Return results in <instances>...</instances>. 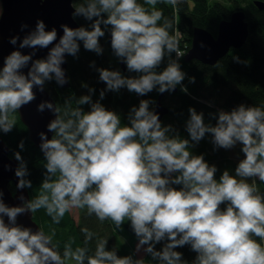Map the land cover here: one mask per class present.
I'll return each mask as SVG.
<instances>
[{"label":"clouds","instance_id":"9594fccd","mask_svg":"<svg viewBox=\"0 0 264 264\" xmlns=\"http://www.w3.org/2000/svg\"><path fill=\"white\" fill-rule=\"evenodd\" d=\"M178 2L83 0L73 15L92 21L90 30L62 25L58 42L56 29L46 31L44 22L37 21L19 48H47L56 43L44 59L33 60L35 52L22 54L19 50L4 59L0 69V131L8 133L14 128L13 114L36 98L34 88L43 91L45 83L52 80L61 86L67 82L61 65L66 55H78L80 42L85 50L102 54L99 40L109 26L113 53L129 72L141 75L132 78L119 71L97 69L100 81L106 84L100 100L106 91L122 88L140 96L154 89L159 93L173 91L185 79L178 63L184 52L174 21L155 6H176ZM19 39L13 37L10 43L16 45ZM173 52L175 60L170 58ZM166 55L170 58L167 67L157 72ZM26 67L27 74L22 71ZM190 79L194 83L195 78ZM181 90L187 92V88ZM88 91L74 100L75 107L72 98L62 107L50 102L38 106L41 112L47 109L55 114L47 125L52 138L40 133L46 171L36 196L22 206H7L0 192V264H145L142 258L120 257L116 250H107L104 238L97 240L89 254L96 234L86 227L81 229L83 246L73 248L75 240L69 239L61 252L53 243L54 232L46 235L42 229L33 232L16 224L18 215L41 209L54 224H60L74 209H86L88 216L95 215L102 223L110 220L119 230L130 221L138 239L136 251L143 248L159 264H187L182 253L175 251L185 245L197 253L193 264H264V193L256 179L248 182L258 178L264 183V107L241 104L230 112L221 110L215 126L204 122L202 112L189 108V140L182 139L171 125L162 126L158 113L150 110L152 101L141 100L138 108L132 107L130 126H121L117 113L107 110L99 100L93 102L95 89ZM83 105H90V110L85 111ZM206 134H211L217 148L242 145L245 158L239 161L235 175L225 170L217 180V167L210 166L203 155L191 153L194 144L190 141L199 143ZM19 148L24 149L23 141ZM15 159L19 162L17 187L31 188L20 152L15 153ZM162 241L167 242L157 251L155 245Z\"/></svg>","mask_w":264,"mask_h":264},{"label":"trees","instance_id":"16d2710c","mask_svg":"<svg viewBox=\"0 0 264 264\" xmlns=\"http://www.w3.org/2000/svg\"><path fill=\"white\" fill-rule=\"evenodd\" d=\"M255 0H179L176 6L166 3H158L155 7L161 10L163 15L174 21L177 28V33L180 34V46L185 50L191 45L192 29L194 26L205 27L213 35H216L220 20L228 19L233 10L241 9L245 13V20L248 24V35L245 42L238 48H230L229 51L213 65L203 64L198 60L185 61L184 55L178 59L181 70L186 74L181 85L177 86L176 91L164 92L162 103L167 107L168 112L164 115L162 126L171 125L176 133L182 139H189L190 136L186 131V122L190 118L189 108H195L197 113L204 114V122L215 126L216 118L219 111L230 112L232 109L243 104L247 106H262L264 107V9L258 8L254 4ZM264 2V0H261ZM83 0H72L75 8ZM143 4V0H138ZM211 3V4H210ZM145 7H150L145 5ZM78 23V27H85L90 30L92 21L86 20L83 16H74ZM106 18V17H105ZM104 28L103 25H101ZM175 27V24H174ZM105 36L101 37L99 42L109 40L110 26L104 29ZM109 50L113 59H119L113 53L111 43ZM173 53L171 54L172 57ZM170 57V58H171ZM239 58V62L235 59ZM169 56H165L161 65L156 69L157 72L163 71L168 63ZM67 60V86L59 85L55 80L47 81L45 89L49 92L56 104L63 106L65 100L72 98L74 100L82 95H88L89 88L95 89L92 93V100L99 102L110 111H114L121 117V126H130L128 115L132 107H139L141 100L156 101L160 94L157 90L140 96L135 92H129L127 88H122L118 92L106 91L103 100H100V91L106 89V84L99 79L97 69L109 68L108 62L105 61L104 54H97L93 51L85 50L83 43L80 42V51L76 57L71 55L66 56ZM95 63L93 67L92 64ZM122 74V71L119 70ZM126 77H138L140 73L129 72L125 64V72L122 74ZM195 78L194 83L190 78ZM87 85V87H83ZM182 87L187 88V92L182 91ZM85 111L90 110V105L82 106ZM152 103L150 104V110ZM153 108V107H152ZM16 118V125L8 132L2 134L3 140L10 149V156L15 158V153L20 152L22 158L26 162L29 175L26 177L31 180L32 187L27 188L30 199L34 198L39 191L40 184L44 178L46 163L43 152L37 148L28 137V129L21 122L18 113L13 114ZM211 134H206L199 143H193L194 146L189 150L193 155H203L205 161L211 166L215 165L218 169L215 178L219 180L223 171L227 170L231 175H235V168L240 160L245 158L241 151L242 145L239 144L236 148L239 149L238 155L234 149L217 148L212 139ZM23 141L24 149L19 148L20 142ZM235 148V149H236ZM19 165V162H18ZM256 183L261 193H264V183L258 178ZM179 189L181 186H173ZM9 188L14 192L15 186L10 183ZM226 205H221L224 209ZM33 219L39 227L50 235L53 232V243L58 246L62 252L63 245L69 239H74L73 248L83 246L84 235L81 232L82 228H88L96 235L90 242L89 247L92 254L95 250V245L98 239L104 238L108 240L107 250H116L120 257L128 256L130 253L125 249L120 242L117 230L114 223L106 220L100 222L95 215L88 216L86 209L80 210V217L75 221L70 213H66L60 224H54L43 209L33 213ZM129 222V223H128ZM122 228L135 236L130 221L125 222ZM136 237V236H135ZM259 240V238H256ZM162 241L155 245L157 251L162 250L164 243ZM175 251L182 253V259L187 264H193L197 253L191 250L190 245L178 247ZM145 264H159L158 261L152 259L150 254H146L142 258ZM74 264V262L72 263Z\"/></svg>","mask_w":264,"mask_h":264},{"label":"water","instance_id":"95a60500","mask_svg":"<svg viewBox=\"0 0 264 264\" xmlns=\"http://www.w3.org/2000/svg\"><path fill=\"white\" fill-rule=\"evenodd\" d=\"M0 69L4 65V59L13 51L19 50L22 54H30L35 52L32 59H44L47 57L51 47L54 46L59 38L63 35L62 25H67L70 28H78V23L74 18L75 8L72 0H0ZM254 4L264 9V2L255 0ZM37 21H43L46 31H51L53 28L57 31V41L47 48H19L20 41L34 31ZM26 25L27 27H23ZM248 35V24L245 20V13L241 9L233 10L228 19H222L218 25V33L216 36L211 34L206 29L196 28L192 34L191 47L185 53V61L192 59L198 60L203 64L213 65L218 59L223 57L230 48L240 47L246 40ZM13 37H19L16 45L10 43ZM67 56V55H66ZM61 65L65 70L66 80L67 63ZM124 64L123 61L120 62ZM31 65L29 64V67ZM27 74L28 67L22 69ZM67 86V82L62 85ZM36 98L22 106L18 110V115L21 122L28 129V137L33 144L40 149L42 143L40 133L43 132L49 139L53 133L48 131L47 125L55 119V114L45 109L43 112L38 110V106L43 102H50L56 105L49 92L45 89L40 91L39 88H34ZM164 93H160L152 108L158 113L160 121L167 114L168 109L162 103ZM41 150V149H40ZM10 149L3 140L0 134V192L3 193V202L9 206H22L25 201L30 200V195L27 188L19 189L17 187L18 177L15 175V170L18 167V161L11 157ZM13 182L15 191L13 192L8 183ZM24 197L22 201L20 196ZM5 223H8V218L4 217ZM16 224L22 227L30 228L33 232L41 229L33 219V214L28 211L17 216Z\"/></svg>","mask_w":264,"mask_h":264},{"label":"rangeland","instance_id":"374dc122","mask_svg":"<svg viewBox=\"0 0 264 264\" xmlns=\"http://www.w3.org/2000/svg\"><path fill=\"white\" fill-rule=\"evenodd\" d=\"M0 13H1V3H0ZM238 145H239V143L232 149H235ZM70 214L75 219H77L78 209H74L72 212H70ZM122 229L123 230H119V229L117 230V235H118L120 242L123 244V246L128 251V253H130V255L133 257V259L145 258L147 253H145L143 251V248H141V250L139 252L136 251V245L138 243L137 237H135L133 234L128 232L126 229H124V228H122ZM144 247H146V246H144ZM72 263L73 262H71V261L68 262V264H72Z\"/></svg>","mask_w":264,"mask_h":264},{"label":"bare ground","instance_id":"6f19581e","mask_svg":"<svg viewBox=\"0 0 264 264\" xmlns=\"http://www.w3.org/2000/svg\"><path fill=\"white\" fill-rule=\"evenodd\" d=\"M211 4V3H210ZM175 24V27H174V29H176L177 28V25H176V23H174ZM196 28H201V29H205V27H202V26H194L193 27V29H192V34H193V31H194V29H196ZM207 30V29H206ZM176 31V30H175ZM208 31V30H207ZM210 32V31H209ZM211 33V32H210ZM217 33H218V28H217V32H216V35H217ZM212 34V33H211ZM216 35H214V36H216ZM191 41H192V37H191ZM109 43H111V34H109V40H106L105 42H103L102 43V48H103V54H104V56H105V61H107L108 62V67L109 68H115L116 69V71H119V70H121L122 71V69H124L125 68V63L124 64H121L120 62H121V60L120 59H113L112 58V54H111V52H110V50H109ZM190 47H191V45H190ZM189 47V48H190ZM180 48H181V50L184 52V55H185V53L189 50V49H183L181 46H180ZM171 59H173V60H175V59H177V57H176V53L175 52H173V55H172V57H171ZM193 60V59H192ZM66 63H67V60H66ZM68 80V79H67ZM54 100V99H53ZM54 102H55V100H54ZM55 104H56V102H55ZM57 105V104H56ZM212 139V138H211ZM210 138L208 139L209 141L211 140ZM234 151H235V153L238 155V153L240 152L239 151V149H234ZM10 183H12L13 185H14V183L13 182H9L8 183V187H9V184ZM79 217H80V210H78V217H77V219H75L74 217V220H76V221H78L79 220Z\"/></svg>","mask_w":264,"mask_h":264},{"label":"flooded vegetation","instance_id":"af4514ba","mask_svg":"<svg viewBox=\"0 0 264 264\" xmlns=\"http://www.w3.org/2000/svg\"><path fill=\"white\" fill-rule=\"evenodd\" d=\"M123 72H125V68L124 69H122V74H123ZM125 76V75H124ZM126 77V76H125ZM178 88L176 87L173 91H176ZM155 102L156 101H154L153 103H152V107L154 106V104H155ZM152 107H151V110H152ZM163 118H164V116H163ZM163 118H162V120H163ZM162 120H161V122H162Z\"/></svg>","mask_w":264,"mask_h":264}]
</instances>
